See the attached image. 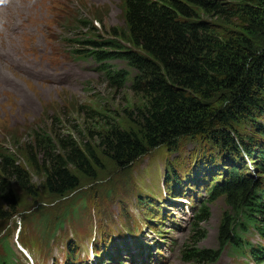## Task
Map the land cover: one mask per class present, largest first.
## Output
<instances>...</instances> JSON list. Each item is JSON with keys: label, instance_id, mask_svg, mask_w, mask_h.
<instances>
[{"label": "rangeland", "instance_id": "rangeland-1", "mask_svg": "<svg viewBox=\"0 0 264 264\" xmlns=\"http://www.w3.org/2000/svg\"><path fill=\"white\" fill-rule=\"evenodd\" d=\"M51 2L10 0L0 8V32L10 20L21 17L30 21L26 29L14 36L9 48L4 45L8 39L0 36V158L5 156L4 149L9 150L7 156L17 159L23 167L30 169L29 163L33 162L31 164L39 168L36 137L49 143L50 150L58 149V142L64 139L82 148L87 146L93 173L85 176L76 172L80 188L74 195L63 198L49 195L36 175L31 174L35 191L32 195L15 180L0 173L4 185H10L17 204L16 215L0 218V257L6 255L8 248L15 264H148L147 256L153 253L157 255L151 264H264L246 253H234L229 246L212 263L185 260L183 252L191 246L195 235L194 214H200L203 204L209 208V217L200 223L205 236L196 246L215 249L220 243L219 228L227 205L222 197L209 201L205 194L207 187L221 182V151L208 137L184 135L176 138L173 147V144L156 147L128 166H117L101 144L100 136H105L109 127L127 132L139 129L147 98L144 93L132 89L137 73L124 61L111 60L110 67L128 73L126 81L113 83L92 66L93 60H77L67 42L72 29L80 34L79 37L84 35L96 41L118 39L114 32L119 34L124 29L121 0H65L55 4L57 20L54 24L51 19L52 30L44 36L38 32L39 22L49 11ZM78 10L86 12L91 19H100V27L95 23L97 29L92 32L79 30L76 27ZM84 19L88 24L89 18ZM22 21L11 23V32L19 29ZM222 27L231 33L237 45L247 42V50L258 51L264 47L261 28L248 34L237 23ZM49 38L57 44L49 56L47 51L36 52L32 48L33 41L45 45L49 44ZM11 54L19 60L37 55L45 64H52L59 58L74 68L76 75L72 79H27L23 71L17 73L7 66ZM66 71L72 73L68 68ZM227 97V90L222 88L205 103L225 105L227 101L223 100ZM248 112L235 128L228 126L227 129L228 135L242 148L249 139H262L253 126V123L262 122V117H251L252 109ZM262 140L261 147L264 138ZM204 154L217 162L214 165L200 163ZM241 155L244 162L234 163H239L240 169L245 167L249 173L254 170L252 176H259L260 172L256 174V167L247 159L245 148ZM174 173L183 186L182 192L175 193L179 197H172L165 190L171 184L165 176L171 177ZM3 194L0 188V198ZM1 199L2 209L4 200ZM63 213L67 216L62 219L60 228H54L53 223ZM151 226L157 230H152ZM104 231L108 233L104 235ZM240 235L252 246L264 248V239L253 226H248ZM95 250L101 252V259L95 257ZM67 251L77 254L74 263L66 259Z\"/></svg>", "mask_w": 264, "mask_h": 264}, {"label": "trees", "instance_id": "trees-1", "mask_svg": "<svg viewBox=\"0 0 264 264\" xmlns=\"http://www.w3.org/2000/svg\"><path fill=\"white\" fill-rule=\"evenodd\" d=\"M262 2L121 0L124 29L119 34L114 32L118 39L96 41L84 35L79 37L75 29L68 32L71 38L67 45L72 53L105 62L99 70L109 81L121 84L126 81L128 73L106 66V62L120 59L128 64L137 73L132 80L135 83L132 89L144 93L147 98V107L141 113V124L136 132L116 131L109 127L107 134L100 136L101 144L117 166H128L156 147L170 144L173 147L176 138L184 135L208 137L221 151L225 169L221 182L207 187L205 194L209 201L222 197L227 205L219 228L220 243L215 249L196 246L205 236L200 223L209 217V208L203 204L200 214L195 216L191 246L183 252L186 261L215 262L226 246L234 253H246L257 261H264V248L252 246L240 235L248 226H253L264 239V145H259L264 138V47L258 51L247 50V42L237 45L231 33L222 27L237 23L248 34L255 29L264 30ZM78 12L76 27L79 30L92 32L97 29L95 23L100 27V19H91L84 11ZM85 17L89 18L88 24H85ZM222 88L228 92V97L223 100L227 104L205 103ZM250 109L254 111L251 117H262V122L253 123L262 139L254 138L257 146L250 139L244 146L249 155L246 158L256 167V174L260 172L255 177L252 176L253 170L249 173L248 169H240L239 163H234L238 160L244 162L241 155L244 148L227 131L228 126L235 128ZM40 140L43 139L36 137L34 140L40 154L39 168L32 165L33 162L29 163L30 169L23 167L17 159L7 156L10 152L4 149L6 153L0 158V173L15 180L32 195L35 191L31 174L41 179L49 195L65 197L73 194L80 188L76 172L85 176L93 173L89 165V149L86 145L82 148L75 142L60 139L58 149L50 150L49 143ZM30 155L33 158L32 153ZM215 162L205 154L200 161L210 165ZM165 178L171 182L165 190L170 196L179 197L175 193L182 192L183 186L178 175L174 173ZM0 188L4 193L0 198L4 200L0 218H12L17 213L13 192L1 178ZM66 216V213L61 214L53 227L60 228ZM150 228L157 230L153 226ZM107 233L103 232L104 235ZM6 249V255L0 257V264H15L11 252ZM70 257L76 259L77 254L67 251L66 259ZM95 257L101 259V252L95 250Z\"/></svg>", "mask_w": 264, "mask_h": 264}, {"label": "bare ground", "instance_id": "bare-ground-1", "mask_svg": "<svg viewBox=\"0 0 264 264\" xmlns=\"http://www.w3.org/2000/svg\"><path fill=\"white\" fill-rule=\"evenodd\" d=\"M28 3V2H27ZM32 3V2H31ZM48 3V2H47ZM34 5V4H33ZM42 5V4H41ZM49 6V5H48ZM39 11V10H38ZM15 12V11H14ZM24 13V12H23ZM32 13V12H31ZM38 13V12H37ZM40 14V13H39ZM38 16V15H37ZM29 17V16H28ZM32 17V16H31ZM34 18V17H33ZM32 18V19H33ZM51 19L49 17L44 18V22L38 27V32L41 33L44 36H47L51 30H52V24H51ZM30 22V21H29ZM32 22V21H31ZM27 24L24 20L21 22V26L19 29H26ZM34 24V23H33ZM31 25V24H30ZM37 25V24H36ZM11 23L7 25L6 32L4 34L5 39H10L15 33L11 32L10 30ZM29 29V28H28ZM34 32V31H33ZM36 32V31H35ZM21 33V32H20ZM38 34V33H37ZM23 36V35H22ZM30 36V35H29ZM38 36V35H37ZM26 37V36H25ZM39 37V36H38ZM24 38V37H23ZM27 39V37H26ZM38 39V38H37ZM30 40V38H29ZM32 40V39H31ZM30 40V41H31ZM26 42V41H25ZM29 42V41H28ZM27 43V42H26ZM25 43V44H26ZM22 45V44H21ZM27 45V44H26ZM20 47V46H19ZM18 47V48H19ZM27 47V46H26ZM32 48L35 49L36 52H41V51H48L50 48V45L46 43L45 45H42L39 43V41H33L32 43ZM32 49V50H33ZM86 49V48H85ZM9 50H14L13 48H10ZM26 53V51H23ZM32 52V51H31ZM5 54V53H3ZM16 54V53H15ZM32 54V53H31ZM2 55V54H1ZM20 55V54H19ZM20 57V56H19ZM30 57V55H29ZM7 58V57H6ZM105 63V62H104ZM62 63H56V64H50V63H43L39 60V57L35 55L34 57L31 58H26L24 60H19L16 55L11 54L9 56L8 64L7 66L18 73L19 70L23 71L25 74V77L27 79H69L72 77L73 72L71 74L67 73L66 67H61ZM5 65V64H4ZM7 69V68H6ZM2 73V72H1ZM7 73V71L5 72ZM9 73V72H8ZM11 73V72H10ZM9 73V74H10ZM16 74V73H15ZM20 74V73H19ZM3 75V74H2ZM76 75V74H75ZM79 75V74H78ZM2 78V77H0ZM12 79V78H11ZM10 80V78H9ZM11 82V81H10ZM55 82V81H54ZM53 82V83H54ZM12 84V83H11ZM16 84H18L16 82ZM49 84V83H48ZM4 85V84H3ZM2 85V86H3ZM6 86V85H5ZM8 88V87H7ZM13 88V87H12ZM7 91V90H6ZM20 105V104H19ZM22 105V103H21ZM24 107V106H23ZM17 108V107H16ZM18 113V112H17ZM22 114V113H21ZM14 119L16 120L17 117L14 114L13 115ZM19 117V116H18Z\"/></svg>", "mask_w": 264, "mask_h": 264}, {"label": "clouds", "instance_id": "clouds-1", "mask_svg": "<svg viewBox=\"0 0 264 264\" xmlns=\"http://www.w3.org/2000/svg\"><path fill=\"white\" fill-rule=\"evenodd\" d=\"M65 0H52V2H51V4L49 5V11L42 17V20L39 22V25H41L43 22H44V18L45 17H49V18H52L53 19V23L55 24V22H56V20H57V16H56V10H55V8H54V5L55 4H62L63 2H64ZM9 2H10V0H0V8H2V7H4V6H6L7 4H9ZM20 20H24L26 23L29 21V20H27V19H24V18H19L18 20H10L6 25H5V30L4 31H2V32H0V36H2V35H4L5 34V32H6V28H7V25L8 24H10V23H16V22H19ZM20 31H23V29H17V31H16V33L10 38V40H7L6 42H5V44L4 45H6V46H8V48H9V46L11 45V43H12V41H13V38H14V36H16ZM49 44L51 45V47L48 49V56H49V54L50 53H53L54 51H55V49H56V47H57V44L54 42V41H52L50 38H49ZM76 59L77 60H84V61H89V60H93V62H92V66L100 73V67L101 66H103V65H105L103 62L101 63V62H99L98 60H96V59H94V58H92V57H88V58H84V57H79V56H76ZM62 59H59V58H57L56 59V61H54V62H51L52 64H56V63H62V64H64L65 65V67L66 68H68V69H70V70H72V72H73V75H72V77L71 78H69V79H72L73 77H74V75H75V70H74V68H72V67H69L64 61H61ZM107 64H106V66H110L108 63H110V62H106Z\"/></svg>", "mask_w": 264, "mask_h": 264}, {"label": "water", "instance_id": "water-1", "mask_svg": "<svg viewBox=\"0 0 264 264\" xmlns=\"http://www.w3.org/2000/svg\"><path fill=\"white\" fill-rule=\"evenodd\" d=\"M63 198V197H62Z\"/></svg>", "mask_w": 264, "mask_h": 264}]
</instances>
